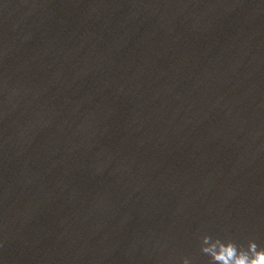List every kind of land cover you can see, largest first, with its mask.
Returning a JSON list of instances; mask_svg holds the SVG:
<instances>
[{
    "label": "water",
    "instance_id": "95a60500",
    "mask_svg": "<svg viewBox=\"0 0 264 264\" xmlns=\"http://www.w3.org/2000/svg\"><path fill=\"white\" fill-rule=\"evenodd\" d=\"M264 248V0H0V264H209Z\"/></svg>",
    "mask_w": 264,
    "mask_h": 264
},
{
    "label": "clouds",
    "instance_id": "9594fccd",
    "mask_svg": "<svg viewBox=\"0 0 264 264\" xmlns=\"http://www.w3.org/2000/svg\"><path fill=\"white\" fill-rule=\"evenodd\" d=\"M199 252L209 258V264H264V248L249 240L247 248L237 246L232 240L225 241L217 236L203 234L199 236ZM181 264H190L188 258H182Z\"/></svg>",
    "mask_w": 264,
    "mask_h": 264
}]
</instances>
